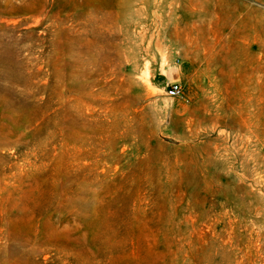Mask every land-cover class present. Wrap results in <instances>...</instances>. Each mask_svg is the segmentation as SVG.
I'll return each mask as SVG.
<instances>
[{
    "label": "rangeland",
    "instance_id": "374dc122",
    "mask_svg": "<svg viewBox=\"0 0 264 264\" xmlns=\"http://www.w3.org/2000/svg\"><path fill=\"white\" fill-rule=\"evenodd\" d=\"M0 264H264V0H0Z\"/></svg>",
    "mask_w": 264,
    "mask_h": 264
},
{
    "label": "crops",
    "instance_id": "0c3cea01",
    "mask_svg": "<svg viewBox=\"0 0 264 264\" xmlns=\"http://www.w3.org/2000/svg\"><path fill=\"white\" fill-rule=\"evenodd\" d=\"M154 86L153 90L157 93L156 97L162 100L166 87L171 83H179L183 89V97L180 100L188 101L195 97L198 86L202 80L201 75L193 71L191 64L171 63L158 69V72L150 79Z\"/></svg>",
    "mask_w": 264,
    "mask_h": 264
},
{
    "label": "built area",
    "instance_id": "2783aa9c",
    "mask_svg": "<svg viewBox=\"0 0 264 264\" xmlns=\"http://www.w3.org/2000/svg\"><path fill=\"white\" fill-rule=\"evenodd\" d=\"M183 94L182 86L179 83H171L165 90V95L170 99L180 98Z\"/></svg>",
    "mask_w": 264,
    "mask_h": 264
}]
</instances>
